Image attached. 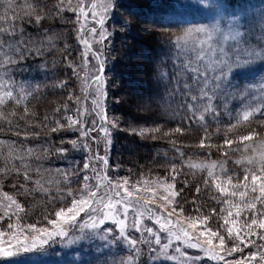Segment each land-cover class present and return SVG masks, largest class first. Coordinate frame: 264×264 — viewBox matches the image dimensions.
<instances>
[{
	"label": "snow or ice",
	"instance_id": "snow-or-ice-1",
	"mask_svg": "<svg viewBox=\"0 0 264 264\" xmlns=\"http://www.w3.org/2000/svg\"><path fill=\"white\" fill-rule=\"evenodd\" d=\"M117 6V0H91L90 3L78 0L76 7H72V0H68L67 7L64 0H60L57 5L60 11L74 12L77 22L81 24L77 38L84 46V74L81 78L83 98L69 94L68 99L74 100L77 105V114L75 117L72 115L64 117L67 125L56 119L51 132L55 133L65 127L79 131L81 137H89L91 133L98 132L110 144V128L116 129L120 126L118 119H109L105 107L109 80L105 76L103 47L110 35L106 21ZM0 7H4V12L0 13V106H5L9 102H13L17 108L23 105V115L19 119L27 120L29 116L35 115L27 106L32 93L25 91L22 86L17 91L16 82L12 78L13 73L29 56L42 55L45 47L54 48V38L46 36V41L36 42L31 37H26L24 21L39 25L46 15L38 14L34 4L27 3V0L24 5H20L18 0H0ZM261 14L264 16V10ZM88 24L93 26L85 31ZM124 26H131V21H126L122 27ZM242 29L243 25L238 21L223 20L185 29L182 34H177L174 40L169 41L175 49L171 56L173 73L160 74V80L165 83L164 94L158 97V102L163 105L165 98L171 101L173 97L179 96L181 101L178 107L184 112L181 124L195 123L204 131L195 147L201 150L215 148L217 151L229 149L231 152L242 153L251 151V155L242 154L240 159L234 161L243 169V179L235 183L233 182L235 174L227 175L225 167L227 160L201 163L189 161L186 165L190 169H206L212 186L222 197H226L222 202L217 201L227 206V209L225 207L220 209L219 219L223 222L219 224L218 230L209 225L210 215L201 214L197 209V215L185 216L183 206L177 207L176 198L183 189L176 190L175 181L179 171L175 163L171 165V183L144 177L132 183L128 177L115 179L110 177L107 174L109 166L107 156L101 155L99 151L92 154V149L85 143L83 148L88 155L82 169H72L71 172L63 174L64 181L71 183V177L79 178L81 172L91 171L93 175H83V185L78 198L71 189L68 190L67 196L72 197L69 206L59 207L54 212V218L44 216L47 226L22 223L20 214L25 213V209L8 193H3V200L7 203L0 201V208L4 209L0 221L7 218L10 222L5 230H0V259L10 260L32 253L44 254L53 244L67 247L82 240L99 239L107 244L123 241L129 247L131 251L121 264H139L141 248L138 245L143 244L149 246L152 264H156L157 260L163 261L164 264H197L201 256L187 254L184 251L186 249L198 250L216 264L221 262L257 264V261L264 264V244L257 245L256 240L252 239L256 237L264 241V137L256 128H252L246 135L235 137L230 135L238 126L250 124L253 120H259V127L264 128V76H261L255 85L243 82L242 79L251 73L249 66L256 62H260V67L264 68V33L253 38L251 33ZM93 42L100 45L99 50L93 49ZM89 55L96 61L94 70L89 69ZM68 67L80 77L76 66L69 64ZM66 83L60 81L57 86L63 88ZM230 98L238 99L240 107L235 123L227 125L223 142L217 145L212 143L213 134L209 131V118L219 125L222 115L220 109L223 107L227 110ZM82 99L85 102L90 99V110L86 103L81 105ZM63 108L67 112L68 105L65 104ZM55 111L58 113L60 109L57 108ZM16 115V111L11 113L13 117ZM89 115L94 116L90 127L84 120V117ZM0 119H7L3 112H0ZM44 119L48 121L49 117ZM8 123V130L14 131L17 136L23 134L27 139L32 135L27 130L22 132L18 126L12 128V120H8ZM131 132L138 137L156 140L161 136L168 138L175 134L182 135L184 128L177 125L165 131L162 125H155L133 128ZM220 132L221 129L217 127L215 135L219 136ZM92 139L97 141V137ZM170 142L174 146L177 144L175 139ZM6 143L7 141H0V144ZM71 144L76 148L78 141L72 140ZM233 145H243V149ZM43 151L48 153L49 149ZM56 151L63 154L66 150L58 148ZM175 151L181 158L184 157L185 153L179 148H175ZM33 154L32 148L26 150L21 148L17 151L14 142L9 150V156L22 162L25 156L30 157ZM222 155L229 156V151H222ZM39 158L37 156V159ZM25 168L27 169V165ZM224 176H227V179H223ZM24 177L25 180L30 179L27 170ZM92 180L96 181L94 185L90 183ZM36 183L39 184L40 181ZM204 184L208 186L209 180L205 179ZM187 186L185 184V187ZM101 189L104 190L103 193ZM158 189L164 194L161 195ZM196 191L199 193L200 188L197 187ZM58 195L61 201L65 199L63 193ZM157 199L163 203L153 207ZM157 207L159 211L156 210ZM168 207H171V211H167ZM225 211L227 215H224ZM173 213L180 218L173 219ZM211 213L216 215V209L213 208ZM13 216L16 217L15 223L11 222ZM144 220L151 221L156 227L143 225ZM109 222L117 233L114 239L113 227L108 226ZM129 227L136 233H141L140 240L130 235ZM144 233L147 234V238H144ZM161 233L164 234L166 242H162ZM252 247H255L256 251H249L247 255H243L245 249ZM236 253L241 254L240 258L234 257ZM226 257L234 258L227 260Z\"/></svg>",
	"mask_w": 264,
	"mask_h": 264
},
{
	"label": "rangeland",
	"instance_id": "rangeland-1",
	"mask_svg": "<svg viewBox=\"0 0 264 264\" xmlns=\"http://www.w3.org/2000/svg\"><path fill=\"white\" fill-rule=\"evenodd\" d=\"M39 0H35L32 4H36ZM44 3V8L42 11V15H45L50 21L55 20L56 26L49 29L48 31L34 30L31 34H27L26 37H31L36 42L46 41V36H52L54 38L55 47L48 48L45 47L42 54H46L47 57L56 65V70H54L51 74H53V78L55 79L56 72L57 80H53L52 78L46 79L48 83L45 85V90L39 93L36 96V102L41 101L42 110L44 111L50 106L51 103L60 104L62 102V108H60V112H56L57 118L49 117L48 121H45V117L39 116V111H33L35 115H31L30 122L35 124H47L49 129L47 131H51V128L55 126L54 121L56 119L61 120L62 123L67 125V121L64 119L66 115L76 116V108L77 105L74 100H69L68 96L70 93L74 94V96H78L83 98V93L81 92V83L82 76L84 74L83 69V49L81 44L79 45L78 40V30L81 27V24L77 22L76 14L72 11H64L65 14L60 13V11H55L54 5L59 4L60 0H41ZM151 0H117L118 6L114 9L113 14L106 21L107 31L110 33L108 39L104 43V53H105V76L109 80V84L107 87V100L105 103V107L107 109V114L109 119H118L120 126L116 129H111V143L108 144L107 140H105L98 132H93L89 137H81L79 131L74 129H65L59 131H65L63 134H67L63 137L61 134V138L59 140L61 142L68 141L71 144L72 140H77L78 145L74 148L71 144V152L67 158H62L65 160L68 165L73 169L79 168L82 169L83 162L85 157L88 155L87 151L83 148V145L87 143L89 147L92 149V154H95L97 151L101 155L107 156L109 159V166L107 169V174L112 177H128L132 183H136L140 181L141 177L149 180H165L171 183V171L170 164H167L165 161V157L161 155L164 154L168 156V154L154 144L153 139L151 138H142L136 135H133L131 129L136 128L139 129L141 127H152L155 125H162L165 131L173 129L175 127H171L167 125L168 120L171 119V111H166L164 107L169 106V101H165L163 105L158 102V97L160 94L156 92V86H162L165 82L160 80L161 73H173V67L170 65L168 68L163 69L161 71H157L154 69L150 70V67L155 64H161L164 60H167L170 52L174 53L175 49L172 45H169V52L166 51V48L155 47L156 43H160L159 39L165 42L170 40H174L177 34H182L184 31V27L178 25L176 23V13H179V16L183 22L186 20V10H198V16L205 17L207 20L212 19L219 13L218 17H215L217 20L223 21H234L231 17L232 10L229 5L225 4L223 0H155L158 6V9L162 11V16L155 15L152 18V22L148 21V19H144L143 17L138 16L136 12H133L136 8L141 6L150 7L153 5ZM65 7L68 5V0H64ZM86 3H90L91 0H85ZM150 3L146 5V3ZM250 0H246L245 4H248ZM78 0H72V7H76ZM250 3L252 7H255L259 14L256 16V19L253 23H249L248 21H244L242 23L243 29L253 35V38L259 35V31L264 28V16H262V10H264V0H251ZM24 5V3H21ZM217 10L213 11L214 16H211V8ZM248 9V8H247ZM140 15H143V12H138ZM247 13H245V16ZM166 17L168 18L167 22L164 24H159L161 21L165 22ZM83 18L81 17V21ZM126 21H131V26H124ZM27 22V21H26ZM211 23H202V24H193L189 25L186 28H194L199 26H206ZM93 26L91 24H88ZM87 25L85 26V28ZM185 28V29H186ZM136 35V36H134ZM142 42H148L149 45H152L154 48V55H150L148 59L145 58L143 53L148 54L149 48H147L145 44L141 45ZM141 43V44H140ZM96 44V43H95ZM65 45L67 47L65 48ZM99 48L100 45L96 44ZM67 57V59H65ZM89 69L94 70L96 66V61L89 56ZM50 61V62H51ZM55 61V63H54ZM69 64H72L77 67V71L80 72V77L73 73V69L68 67ZM251 69V73L246 77L242 78L243 82H248L252 84H256L261 76H264V68L260 67V62H256L255 64L249 66ZM50 70V69H49ZM128 75V79L126 80V76ZM24 76V75H23ZM124 76V78H123ZM13 79L16 78L15 73H13ZM234 79H241L233 77ZM124 79V80H123ZM60 81H66V86L61 88L57 85ZM141 81V82H140ZM145 84H144V83ZM148 83L149 85L146 86ZM141 84V86H140ZM38 99V100H37ZM167 98H165L166 100ZM236 101H239L236 99ZM64 102V103H63ZM86 103L89 110L91 109V101L90 99L85 102L81 101V105L83 106ZM67 104L68 109L67 112L64 111L63 106ZM59 106V107H61ZM3 106H0V108ZM16 107L12 102L11 106L7 107V109H11L10 111H16L14 109ZM34 109V108H32ZM3 110V109H2ZM7 111V110H3ZM32 111V110H30ZM32 112V113H33ZM8 114V113H7ZM20 115V114H19ZM48 117V116H47ZM94 116H86L84 117L85 123L90 127L91 120ZM52 123V124H51ZM44 125L42 126V128ZM251 128H256L257 131L260 132L261 136L264 137V128L259 127V123L253 125ZM227 127L225 128V130ZM57 131V132H59ZM248 134V133H247ZM40 134L39 136H41ZM47 134V136H49ZM238 135H246V133L236 134ZM186 136V137H185ZM188 136V137H187ZM234 136V137H235ZM92 137H97V141H93ZM191 137V141L194 144L184 145L179 144L182 147L195 146L199 143L200 139H196L197 135L194 132H190L184 130V133L175 134L172 137L157 138L156 141L164 144V139L171 141L175 139L179 141L180 139L189 140ZM25 138V137H24ZM139 144L137 146H133L134 143ZM52 139L45 141V146L42 145L43 148L49 149L53 151L51 148ZM220 144V143H219ZM217 144V145H219ZM222 144V143H221ZM239 146L243 149V145H233V147ZM168 149H171L172 146L167 145ZM175 149L174 147H172ZM229 151V158L232 161V165L239 168L242 172L243 169L241 166H238L234 163L236 159H240L242 154L251 155V151L247 153L242 152H231L229 149H222L221 151L214 150L217 155L213 158L217 161H223L224 158H227L222 155V151ZM56 151V150H55ZM48 152V153H49ZM66 153V151L64 152ZM54 157L53 154H48V158ZM48 165V164H47ZM63 167L65 165L63 164ZM177 167V166H176ZM42 169H48V171H52L54 169L53 166H49V168L44 166H39ZM166 168V169H165ZM162 170V171H161ZM179 175L175 181L176 190L183 191L180 192V195L176 198L177 207L183 206L185 209L184 215H197V209L200 210L201 214L210 215L211 219L209 220V225L214 229H219V224L223 221L219 219V215H212L211 209L217 208L220 210L221 208L217 205L211 204L210 199H207L205 195H203V189L200 188L199 193H197L196 189L198 187L197 183L191 184V182H196V180H191L190 177L193 175L199 176L205 173V170L197 169L196 171H182V169H178ZM181 170V171H180ZM61 171V170H60ZM63 172V173H62ZM60 172V177L56 178V182L63 185H69L64 181V171ZM161 172V173H160ZM160 173V174H159ZM93 175L91 171L87 173L81 172L79 178L76 176H72L71 180L76 181L75 187L64 188V192L67 195L69 189L73 191L74 194L79 196V193L82 189L83 185V175ZM181 174V175H180ZM227 174H231V171H227ZM204 176V175H202ZM240 176L238 173H235L233 177ZM186 177V178H185ZM208 177V175H205ZM241 178L236 179L237 181L242 180ZM223 179H227V176H224ZM211 180V179H210ZM58 183V184H59ZM92 185L96 183L95 180L90 181ZM190 183V184H188ZM235 183V182H234ZM40 184V183H39ZM38 184V185H39ZM185 184L188 186L185 187ZM155 187V186H154ZM34 188V198L28 204H32L30 209H25V213H21L22 223H38L41 226H47L46 220H44V216L48 215L51 218H54V212L58 210L61 206H69L72 197H65L63 201L60 200L59 195L50 196L49 190ZM242 190V189H241ZM103 189H101V193H103ZM161 195L164 193L158 189ZM47 193V195H46ZM56 193H63L62 190L57 189ZM219 193V192H218ZM193 194H198L199 196L193 201ZM191 195V196H190ZM221 195V194H220ZM48 198H47V197ZM225 199L226 197H222ZM222 199V200H223ZM222 202V201H221ZM163 201L157 199L155 203H153V207H156L157 204H162ZM227 209V206H225ZM159 211V208H156ZM1 211H4L2 208ZM167 211H171V207L167 208ZM3 215V214H0ZM224 215H227V211H225ZM250 215V214H249ZM180 217L173 213V219H179ZM10 221L8 219H4L0 221V230H5L7 228V224ZM11 222H16V217H12ZM131 223V219L129 220V224ZM143 225L148 227H156L152 224L151 221L144 220ZM109 227H113V239L115 237L116 230L114 226L109 222ZM130 235L137 240L141 239V233H136L134 230L129 227ZM226 235V233H224ZM144 238H147V234H143ZM162 242H166V238L163 233H161ZM252 239L256 240V244H264V241L258 240L256 237ZM218 243V242H217ZM229 247L231 246V242H229ZM141 248V256L140 260H144L143 264H152V261L149 257L148 245H138ZM129 247L123 241H114L111 244H107L104 241L99 239H91V240H82L76 244L64 247L60 244H53L44 254L40 253H32L27 256L17 257L10 260H2L0 259V264H27L26 262H30L32 264H121L122 260H126L129 253ZM187 254L195 255L199 254L201 256V260L199 264H215V261H212L205 257L203 253H199L198 250L186 249L184 250ZM249 251H256L255 247L245 249L243 255H247ZM241 254H234L235 258H240ZM234 257H226L227 260H232ZM178 256V261H179ZM223 262H221L222 264ZM156 264H164L163 261L157 260ZM257 264H260L257 261Z\"/></svg>",
	"mask_w": 264,
	"mask_h": 264
},
{
	"label": "trees",
	"instance_id": "trees-1",
	"mask_svg": "<svg viewBox=\"0 0 264 264\" xmlns=\"http://www.w3.org/2000/svg\"><path fill=\"white\" fill-rule=\"evenodd\" d=\"M33 1L35 0H27V3L32 4ZM150 2H152L153 5L151 6V15L148 21L152 22V18L155 15L162 16V11L158 9L155 0H151ZM18 3L20 5L21 3L25 4V0H18ZM34 5L36 7L37 13L41 14L43 8L45 7L43 1L39 0L36 4L34 3ZM54 6H55L54 7L55 11H60L57 8L56 4ZM139 10L141 9L138 8L137 10H133V12H136L138 14ZM3 12H4V7H0V13ZM60 13L61 15L65 14L64 11H60ZM164 23L165 22L161 21L159 24H164ZM17 26H19V21L17 22ZM53 26H56L55 20L52 19V21H50L47 17H45V19H43L39 25H36L35 23L29 24L28 22L24 21V27L26 28V33H25L26 36L27 34H31L32 32H34V30L36 29L41 31H48L49 29L53 28ZM159 41L160 43H156V45L154 46L157 48L159 47L166 48V51L169 52L170 43L165 41L162 42L161 39H159ZM141 43H140L141 45L145 44L147 45L146 47L149 48L148 54L143 53L146 59H148L150 55H154V50H153L154 47L152 45H149V43L145 41L144 42L141 41ZM93 49L99 50V47L96 44H93ZM171 56H172V52H170L168 57ZM50 61H51L50 58L47 57L46 54H42L40 56H35V55L29 56L27 60L21 62L20 65L16 67L14 71L16 78L13 80L16 82L17 91H19L20 86H22L25 91H30L32 93V95L28 98L27 101V106L29 110H32L30 111L31 113L33 111L35 112L39 111V116L42 117L48 116V117L57 118V114L55 110L57 108L59 109L62 108L61 106L62 102H60V104H55V105L51 103L50 106L44 111V109L42 110L41 101L36 102L35 99L39 93L45 90V85L46 83H48L46 79L49 76H50L49 78H52L53 80L55 79L57 80L56 72L59 71V69L55 72V79H54L53 74L51 73L54 70H56V65H54L53 62ZM170 65H173L172 58H168L167 60H164L163 63L158 64V66L157 64L155 65L152 64L150 70L153 71L154 69H157V71L159 72L163 69L168 68ZM124 76H126L125 79L127 80L128 75L125 74ZM146 84H147L146 86L149 85L148 83ZM155 90L160 94V96L164 94V87L162 86H156ZM165 101H169V100L166 99ZM180 101L181 98L179 96H175L172 98L171 101H169V106L164 107L166 111H171V116H170L171 119L168 120L167 125L171 127H176L177 125H180L181 127L184 128V130L194 132L197 135L196 139L197 138L200 139L204 135V131L202 128H199L195 123L189 125L187 122H184L183 124H181V117L184 115V112L178 107ZM11 104L12 102H9L7 105L0 108V112H3L4 116L7 117V119H0V141H7L6 144H0V169L7 170L6 172L0 171V201L6 204L7 201L3 200V193H8V195L16 199L24 209L28 208L29 210L30 206L33 203L32 204H28V203H30L32 198H34L33 192H34V188L36 187L37 188L40 187L39 191H42L44 193L45 191L41 189L49 190L50 196L57 195L58 193H56V191L57 189H60L63 191V195L67 197L66 193L64 192L65 190L64 188H68L69 186L75 187L77 182L75 180L74 181L71 180V183L67 186L61 183L59 184L55 183L57 180L56 178L60 177L61 175L60 172L64 171V173H69L73 169L69 165L67 167V163L65 162L64 159H62L63 157L67 158L68 155L70 154L71 144H67L69 143L68 141L61 142L59 140H56L58 138L62 139L61 134L63 135V137L66 136L67 134L65 135L63 134L65 131H59L55 133L51 131H47L49 129L48 125L45 126V124H43L44 127L42 128L43 125H41V123L40 124L31 123L30 122L31 116H29L27 120H20L19 117L23 115V105H21L19 108L14 107V109L17 110V115L15 117L11 116V113L13 111H10L11 109L10 110L7 109V107L11 106ZM2 109L7 111H3ZM220 111L222 115L220 118L219 125L211 121V119L209 118L208 126L210 133L213 134L212 143L214 144H219V143L221 144L223 142L224 132L226 131L225 128L229 123H235V119L237 116L236 107L229 103L227 104V110L221 107ZM8 120H12V128H16L18 126L22 130V132L23 130H27L30 133H32V135H30L27 139H25L23 134L17 136L14 131H9ZM258 123L259 120H253L250 124H242L238 126V128L234 130V133L230 135L235 136L236 134H241V133L247 134L252 129L251 127H253V125H256ZM217 127L221 129L219 136L215 135ZM35 133L42 135L37 136L35 135ZM49 133L50 135L47 136V134ZM189 138H190L189 140L183 138L180 139L179 141H177V144L175 146L167 139H164V144L156 140H153V142L159 148V150H162L168 154V156L164 154L161 155L162 157H165L164 161L168 160L165 161L167 164L172 165V163H175L178 169H182V171H186L187 174L188 171L191 170L193 171V169H190L186 166L189 161L193 163L210 162L212 160H216L213 157L217 155L216 152L214 151L215 148H211V149L205 148L201 150L195 146L182 147L179 145V144L184 145V143H187L189 145L194 144L191 141L192 138L191 137ZM51 139H52L51 148H53V151H50L49 153H45L43 151L45 148H43L42 145L45 146V141ZM13 142L17 151H19L21 148L25 150L28 148H32L34 150V154L30 157L25 156L23 162L20 159H16L9 156V150L13 146ZM132 145L137 146L139 144L134 143ZM167 145L172 146L174 148H179L181 151L185 153L184 157L181 158L179 154L175 151V149H173L172 147L171 149H168L166 147ZM58 148H64L66 150V153L60 154L57 151H55ZM48 154H53L54 157L48 158ZM37 156H39L40 158L37 159ZM223 160H227V164L225 165V167L227 171H231L230 175L238 173L240 176H243V172L239 168L232 165V161L229 158V156H227V158H224ZM63 164L65 165V167H63ZM25 165H27V169L25 168ZM39 166H44L46 168L47 167L49 168V166H53L54 169H52V171L47 172L48 169H42L39 168ZM26 170L28 171V175L30 177V179L28 180H25L24 177V173ZM196 170L197 169H194V171ZM170 171H171V167H170ZM205 175H207L206 169H205V173L199 175L198 177L193 175L192 177H190V179L196 180V182H191V184L197 183L198 187H201V189H203V195H205L207 199H210L211 204L217 205L220 208L224 207L222 203H217L218 200L222 201L223 198L220 195V193H218V191L212 186L210 178L208 179L207 177H205ZM240 176L233 177V182H237L236 179L241 178ZM205 179L209 180L208 186H205L204 184ZM37 181H40L39 185L36 183ZM49 181H51V183H49ZM198 196H199L198 194H193V196H191L193 198L192 200L195 201ZM258 207L260 206L258 205ZM1 209L2 208H0V214H3L4 211H1ZM215 209H216V215H219L220 210H218L217 208Z\"/></svg>",
	"mask_w": 264,
	"mask_h": 264
}]
</instances>
